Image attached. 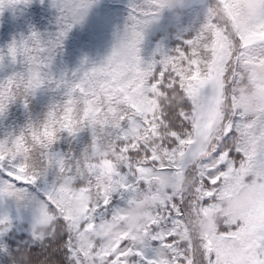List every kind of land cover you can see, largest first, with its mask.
I'll return each instance as SVG.
<instances>
[{
  "label": "snow or ice",
  "instance_id": "6c2138e0",
  "mask_svg": "<svg viewBox=\"0 0 264 264\" xmlns=\"http://www.w3.org/2000/svg\"><path fill=\"white\" fill-rule=\"evenodd\" d=\"M38 3L54 28L0 49V206L25 217L0 216V264H264V0H128L108 55L71 72L55 67L67 35L111 17ZM148 199L135 228L100 235Z\"/></svg>",
  "mask_w": 264,
  "mask_h": 264
},
{
  "label": "trees",
  "instance_id": "16d2710c",
  "mask_svg": "<svg viewBox=\"0 0 264 264\" xmlns=\"http://www.w3.org/2000/svg\"><path fill=\"white\" fill-rule=\"evenodd\" d=\"M101 5V12L108 13L111 17L108 23L101 25L94 15H90L83 26L73 28L63 41V50L69 48L87 60L89 64H99L108 55L113 31L122 27L128 17V0H115V3L113 0H101ZM29 9L30 12L24 10L23 14H17L15 17L8 11L0 15V49H4L13 38L27 35L30 29L44 32L54 28L56 13L53 9L40 5L38 0H34ZM13 32L16 37L12 36ZM176 38L173 36L162 39L160 43L164 48H171L175 46ZM147 39L151 40V37ZM56 70L57 72L67 71L61 63ZM46 99V97L39 98L37 103L41 106ZM20 112L19 109H13V114ZM0 216H10L17 223L25 222V217L15 213L14 207L8 209L0 206Z\"/></svg>",
  "mask_w": 264,
  "mask_h": 264
},
{
  "label": "clouds",
  "instance_id": "9594fccd",
  "mask_svg": "<svg viewBox=\"0 0 264 264\" xmlns=\"http://www.w3.org/2000/svg\"><path fill=\"white\" fill-rule=\"evenodd\" d=\"M247 199V194H244L233 201L225 202V211L235 210L239 205L243 204ZM153 203L151 199L142 201L130 209H126L122 214V219L118 222L109 221L106 225L102 226L103 230L100 235L102 237H111L123 230H132L142 221L144 213L147 211L149 206Z\"/></svg>",
  "mask_w": 264,
  "mask_h": 264
},
{
  "label": "rangeland",
  "instance_id": "374dc122",
  "mask_svg": "<svg viewBox=\"0 0 264 264\" xmlns=\"http://www.w3.org/2000/svg\"><path fill=\"white\" fill-rule=\"evenodd\" d=\"M29 7H31V5ZM29 7L27 9H25L26 12H30ZM12 36H15L16 37L15 32H13ZM81 61H87V60L81 58L78 54L74 53L72 50H70L69 48H67L65 50H62V53L57 58L56 66L55 67L57 69L58 68V65L61 63V64H63L64 68L68 72H71V71L75 70L76 68H78L80 66ZM35 110L36 111H39L40 110V104L39 103H37L35 105ZM12 116L13 117L11 119L12 120H15L17 122H22V120H23V115H22L21 112L19 114H13V112H12Z\"/></svg>",
  "mask_w": 264,
  "mask_h": 264
}]
</instances>
